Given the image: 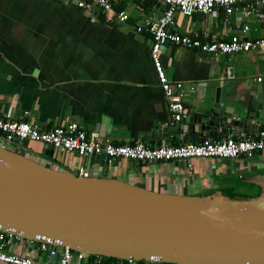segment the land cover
<instances>
[{"label":"crops","instance_id":"crops-1","mask_svg":"<svg viewBox=\"0 0 264 264\" xmlns=\"http://www.w3.org/2000/svg\"><path fill=\"white\" fill-rule=\"evenodd\" d=\"M76 2L0 0V114L4 119L27 121L44 130L77 123L88 135L116 145L178 146L226 139L218 132H187L180 139L163 131L169 115L150 58L151 38L135 30L144 18L161 15L158 5L118 0L114 11L125 12L129 20L117 23L109 19L110 14L96 7L79 8ZM174 18L171 30L202 40H228L240 27L248 29L249 39L264 36V19L225 17L221 10L207 17L178 13ZM160 59L167 78L181 83L188 93L184 99L188 112L214 104L217 89L220 104L215 106L228 112L264 97V61L255 53L214 57L165 47ZM260 127L264 129L263 122ZM228 137L250 138L247 134ZM25 144L17 143L21 155L55 170L77 173L83 167L88 177L122 180L171 194L224 191L253 197L259 189L245 179L264 174V153L250 159H194L189 167L183 162L142 164L121 159L108 164L96 156L80 160L54 150L52 156H45L50 153L44 145ZM0 146L5 144L0 141ZM38 259L48 260L46 254Z\"/></svg>","mask_w":264,"mask_h":264},{"label":"water","instance_id":"water-1","mask_svg":"<svg viewBox=\"0 0 264 264\" xmlns=\"http://www.w3.org/2000/svg\"><path fill=\"white\" fill-rule=\"evenodd\" d=\"M189 111L166 134L218 132L253 137L264 123V97L221 110ZM8 105L5 104V110ZM0 146V228L25 240H58L70 250L116 264H264V174L246 178L253 197L158 192L122 180L82 177ZM26 147L25 143H19ZM52 156V147H46ZM104 160L103 155L96 156Z\"/></svg>","mask_w":264,"mask_h":264},{"label":"built area","instance_id":"built-area-1","mask_svg":"<svg viewBox=\"0 0 264 264\" xmlns=\"http://www.w3.org/2000/svg\"><path fill=\"white\" fill-rule=\"evenodd\" d=\"M152 1H155L162 9L161 15L144 18L135 30L138 33H146L151 38L150 58L169 115L164 127L177 124L188 114L184 105V99L188 97V93L185 92L181 83L170 81L164 72L160 54L165 47L198 50L214 57L255 53L264 61V36L249 39L246 27L232 29L237 32L232 34L228 40L221 41L202 40L195 35H181L171 30L175 26V14L178 13L188 18L194 15L207 17L221 10L225 17L238 14L246 19L255 17L263 20L264 0ZM117 2L118 0H77L76 5L79 8L96 7L101 13L110 14V20L126 23L129 16L123 11H114V5ZM257 81L261 82V78ZM0 141L2 143H39L45 147H52L54 151L75 155L80 160L89 156L103 155L104 161L108 164L113 160L121 159L142 164L183 162L189 167L191 160L194 159H250L257 153H264V129L250 138L227 137L223 141L203 139L198 143L186 142L178 146L162 144L152 147L142 142L116 145L109 140L97 138V135H88L77 123H68L44 130L27 121L4 119L1 114ZM77 174L88 177L83 167L78 168ZM39 254H46L48 260L41 262L38 259ZM49 259H56V262H51ZM109 260L103 256L72 251L62 246L58 240L45 238L38 241L25 240L0 228V264H116V261L110 262ZM127 264H132V262L129 261Z\"/></svg>","mask_w":264,"mask_h":264},{"label":"trees","instance_id":"trees-1","mask_svg":"<svg viewBox=\"0 0 264 264\" xmlns=\"http://www.w3.org/2000/svg\"><path fill=\"white\" fill-rule=\"evenodd\" d=\"M144 2H148V5H151V4H153V3H154L155 5H157L156 2H155V1H152V0H150V1H144ZM120 8H121V5L118 7V9L120 10ZM252 187H254V186L252 185ZM256 195H258V193H256L255 196H256ZM109 261H110V262H111V261L115 262L116 260H114V259H110ZM141 264H145V263H141Z\"/></svg>","mask_w":264,"mask_h":264},{"label":"rangeland","instance_id":"rangeland-1","mask_svg":"<svg viewBox=\"0 0 264 264\" xmlns=\"http://www.w3.org/2000/svg\"><path fill=\"white\" fill-rule=\"evenodd\" d=\"M2 144L4 145L5 143L3 142Z\"/></svg>","mask_w":264,"mask_h":264}]
</instances>
